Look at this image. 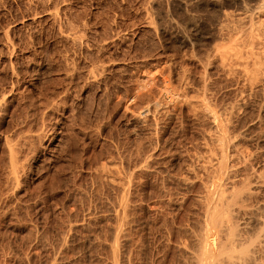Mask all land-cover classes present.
Masks as SVG:
<instances>
[{"label":"rangeland","instance_id":"rangeland-1","mask_svg":"<svg viewBox=\"0 0 264 264\" xmlns=\"http://www.w3.org/2000/svg\"><path fill=\"white\" fill-rule=\"evenodd\" d=\"M243 1L0 0V264H186L200 181L179 179L208 155L204 106L237 107L244 145L264 152V75L232 50L239 12L256 0ZM169 80L177 98L162 95ZM240 98L249 108L233 106ZM8 137L21 147L17 182Z\"/></svg>","mask_w":264,"mask_h":264},{"label":"bare ground","instance_id":"bare-ground-1","mask_svg":"<svg viewBox=\"0 0 264 264\" xmlns=\"http://www.w3.org/2000/svg\"><path fill=\"white\" fill-rule=\"evenodd\" d=\"M142 1V0H141ZM186 1V0H185ZM216 2V1H215ZM242 2L244 3L245 1L242 0ZM253 2V5L251 4L252 7H248V11L244 10V8H242V10L244 11L243 13L239 12V16L237 17L236 20V24L235 28L233 27V29L239 34L237 38L233 37L236 41L232 47V50H234L233 52H235V56H237V59H243L244 57V61L245 58L246 60H250L251 58V63L249 62L250 65H248V63L242 61H240V63L242 64L241 66L246 69H248V73H249V67L246 66H250L255 67L254 70L253 68L252 71H254L256 73L255 76H257V71L263 73L264 75V70H262V66H264V0H256L255 2ZM141 3V2H140ZM187 3V2H186ZM212 3V2H211ZM210 3V5H211ZM242 3V4H243ZM249 3H251V1H249ZM255 3V4H254ZM213 4V3H212ZM248 5V2L246 3ZM245 4V5H246ZM250 5V4H249ZM214 6V5H213ZM242 7V6H241ZM215 8V7H214ZM247 9V8H246ZM53 10V9H52ZM154 11V10H152ZM52 14V13H51ZM152 14V13H151ZM229 14V13H228ZM226 14V18H229L230 15ZM54 17L58 14H52ZM148 15V14H147ZM151 16V15H150ZM155 16V15H154ZM149 17V16H148ZM236 19V17H234ZM233 18V19H234ZM57 19V18H56ZM234 19V20H235ZM151 20V18H150ZM233 20V22H235ZM57 21V20H56ZM155 22V21H154ZM227 21H225L226 23ZM223 25H226V24ZM151 24V23H149ZM153 24V22H152ZM229 25V24H228ZM221 26V25H220ZM230 26V25H229ZM74 27V25H73ZM158 27V26H157ZM231 27V26H230ZM229 27V28H230ZM222 28V27H221ZM220 28V29H221ZM224 28V27H223ZM226 28H228V26H226ZM225 28V29H226ZM232 28V27H231ZM223 29V30H225ZM69 30V29H68ZM74 30V29H73ZM158 30V28H157ZM230 30V29H229ZM232 30V31H234ZM7 31V30H5ZM9 31V30H8ZM160 31V30H159ZM158 31V32H159ZM164 31V30H163ZM228 31V30H227ZM231 31V32H232ZM234 31V32H235ZM71 32V31H70ZM79 32V31H78ZM233 32V33H234ZM61 33V32H60ZM69 33V32H68ZM157 33V32H156ZM166 33V32H165ZM230 33V32H228ZM8 34V33H7ZM81 34V33H80ZM235 35V33L233 34ZM235 35V36H236ZM8 36V35H7ZM69 36V35H68ZM74 36V35H73ZM77 36V35H76ZM82 37V36H81ZM68 38V37H67ZM73 38V37H72ZM78 38V37H77ZM160 38V37H159ZM176 39V38H175ZM78 40V39H77ZM161 40V39H160ZM79 42V41H78ZM153 42V41H152ZM162 42V41H161ZM234 42V41H233ZM75 43V42H74ZM83 43V42H82ZM155 44V43H154ZM140 45V44H139ZM154 46V45H153ZM222 46V45H221ZM231 46V45H230ZM152 48V47H151ZM220 48V47H219ZM138 49V48H137ZM150 50V48H149ZM220 50V49H219ZM222 50V49H221ZM217 51V50H216ZM219 52V51H218ZM229 52V51H228ZM231 52V49H230ZM210 54V53H208ZM229 54V53H228ZM226 54L224 51L223 53H218V56L216 55L217 58H221L222 60H224V58L226 57ZM237 54V55H236ZM238 54L241 55L238 57ZM245 54V55H244ZM247 54V55H246ZM90 55V54H89ZM214 55V53L212 54V56ZM244 55V56H243ZM209 56V55H207ZM246 56V57H245ZM250 56V58L248 57ZM139 57V56H138ZM248 57V58H247ZM146 58V56H145ZM227 58V57H226ZM225 58V59H226ZM230 58V57H229ZM234 58V57H233ZM206 59V58H205ZM220 59V61H222ZM211 61H214L212 59H210ZM217 60V59H216ZM219 60V59H218ZM227 60V59H226ZM231 60H232V55H231ZM208 61L207 60V65H208ZM253 61V62H252ZM230 62V60H229ZM232 62V61H231ZM230 62V63H231ZM238 62V61H237ZM244 66H243V63ZM206 63V62H204ZM212 63V62H211ZM210 63V64H211ZM218 62H216L217 64ZM221 64V62H219ZM226 63V62H224ZM222 61L223 66H225ZM229 63V64H230ZM240 63H238L240 65ZM254 63V64H253ZM71 64V63H70ZM214 64V63H212ZM221 64V65H222ZM204 65V64H203ZM219 65V64H218ZM206 66V65H204ZM215 66V65H214ZM220 66V65H219ZM238 66V65H235ZM207 67V66H206ZM205 67V68H206ZM209 67V65H208ZM226 67V66H225ZM227 67H231L227 66ZM262 67V68H261ZM77 68V67H76ZM218 68V67H217ZM216 68V69H217ZM238 68V67H237ZM223 69V68H222ZM229 69V68H228ZM231 69V68H230ZM245 69V72H246ZM90 70V69H89ZM241 70V69H240ZM239 70V71H240ZM204 71V70H203ZM229 71V70H228ZM235 71V70H234ZM234 71H232L234 73ZM75 72V71H74ZM251 72V71H250ZM76 73V72H75ZM78 73V72H77ZM92 73V72H91ZM206 70L204 72L205 76ZM223 73V72H222ZM231 72H229L230 74ZM239 73V72H238ZM246 73V74H248ZM262 73H260L259 75H261ZM219 74V73H218ZM226 74V73H224ZM245 74V75H246ZM253 74V73H252ZM92 75V74H90ZM207 75V73H206ZM73 76V77H72ZM71 76V81L73 80H77L75 79L74 75ZM209 76V75H208ZM208 76H206V78H208ZM211 76V75H210ZM226 76V75H225ZM229 76V75H228ZM232 76V75H231ZM237 76V75H236ZM251 77V81L253 78V75H249ZM92 77V76H91ZM185 77V76H184ZM187 77V76H186ZM202 77V76H201ZM200 77V78H201ZM216 77V76H215ZM243 77V75H242ZM249 77V79H250ZM263 77V76H262ZM261 78V76H260ZM264 78V77H263ZM183 79V78H182ZM185 80H183V86L186 84L188 85L189 83H185L186 81L188 82L189 79L188 78H184ZM202 79V78H201ZM210 79V77H209ZM231 79V78H230ZM245 79V78H243ZM248 79V80H249ZM259 79V77L257 78ZM247 80V79H246ZM170 81V80H169ZM167 81L168 83H166L165 88L163 87V96L164 98H171L172 96L175 97L176 94V85L173 83V81ZM209 81V80H208ZM242 81V80H241ZM245 81V80H244ZM250 81V80H249ZM256 80H253V82ZM260 81V80H259ZM258 81V82H259ZM85 82V81H84ZM206 82V81H205ZM240 82V81H239ZM246 82V81H245ZM257 82V81H256ZM255 82V83H256ZM262 82V81H261ZM88 83V82H86ZM137 83V82H136ZM139 83V82H138ZM191 83H193L191 81ZM201 83V82H200ZM207 83V82H206ZM235 83V82H234ZM75 84V83H74ZM233 84V83H232ZM245 84V83H244ZM251 84H253L251 82ZM258 84V83H257ZM140 85V83H139ZM185 85V86H186ZM203 85V84H202ZM222 85V84H221ZM226 85V84H225ZM228 85V84H227ZM142 86V85H141ZM205 86V85H204ZM209 86V85H208ZM211 86V85H210ZM262 86V85H261ZM76 87V85H75ZM84 87V86H83ZM181 87V86H180ZM207 87V84H206ZM226 87V86H225ZM245 87V86H244ZM69 88V87H68ZM179 88V87H178ZM189 88V87H188ZM201 88V87H200ZM205 88V87H204ZM254 84L252 85V87H250V92H254L255 89ZM261 88V87H260ZM264 88V87H263ZM176 89V90H175ZM187 89V88H186ZM191 89V88H190ZM196 89V88H195ZM208 89V87L206 88ZM205 89V90H206ZM216 89V88H215ZM221 89V88H220ZM231 89V88H230ZM262 89V88H261ZM69 90V89H68ZM142 90V88H141ZM161 90V89H160ZM175 90V91H174ZM183 90V89H182ZM185 90V89H184ZM194 90V89H193ZM204 90V89H203ZM209 90V89H208ZM207 90V91H208ZM218 90V89H217ZM240 90V89H239ZM264 90V89H263ZM202 91V90H200ZM67 92V90L65 91ZM138 92V90H137ZM181 92V90H179V93ZM186 92V90L184 91ZM205 92V91H204ZM203 92V93H204ZM213 92V91H212ZM237 92H239L237 90ZM241 92V90H240ZM243 92V91H242ZM241 92V93H242ZM247 92V91H245ZM145 93V92H144ZM199 93V91H198ZM241 93H238L239 95ZM45 94V92H44ZM66 94V93H65ZM104 94V93H103ZM178 94V93H177ZM176 94V95H177ZM182 94V93H181ZM178 94V95H181ZM186 94V93H185ZM200 94V93H199ZM237 94V93H236ZM235 94V95H236ZM68 95V94H67ZM67 95L64 96V99H61L63 102V106L62 109L64 107V105L67 104ZM79 95V94H78ZM138 95V94H137ZM136 95V96H137ZM191 95V94H190ZM238 95V96H239ZM244 96H246L244 93L241 94ZM140 96V95H139ZM183 96V95H182ZM185 96V95H184ZM187 96V95H186ZM192 96V95H191ZM198 96V95H197ZM213 96V94H212ZM231 96V95H230ZM237 96V95H236ZM105 97V96H104ZM161 97V96H160ZM179 97V96H178ZM201 97V96H200ZM210 98H212L211 96H209ZM217 97V96H216ZM242 97V96H241ZM51 98V97H50ZM53 98V97H52ZM136 98V97H135ZM139 98V97H138ZM150 98V97H149ZM162 98V97H161ZM177 98V97H175ZM181 98V97H180ZM195 98V97H194ZM199 99V97H197ZM203 98V97H202ZM208 98V97H207ZM223 98V97H222ZM229 98V97H228ZM239 98V97H238ZM154 99V97H153ZM188 99V98H187ZM190 99V98H189ZM241 99L240 98V102H236L234 101V104L240 103L241 105ZM247 99V97H246ZM245 98L243 99L244 102H246ZM44 100V99H43ZM149 100V99H148ZM157 100V99H156ZM172 100V99H170ZM201 100V99H200ZM203 100V99H202ZM206 100V97H205ZM208 100V99H207ZM213 100V99H212ZM229 100V99H227ZM232 100V99H231ZM33 101V100H32ZM50 101V100H49ZM48 101V102H49ZM54 100L52 99V102ZM179 101V100H178ZM189 101V100H188ZM187 101V102H188ZM199 101V100H197ZM220 100H218L219 102ZM38 102V101H37ZM152 102V101H151ZM206 101H203V103ZM228 102V101H227ZM250 102V101H249ZM50 103V102H49ZM56 103V100H55ZM135 103V102H134ZM208 103L211 104V102L208 101ZM215 103V102H214ZM53 104V103H52ZM151 103H149L145 109L140 113L141 115L144 114L145 112L147 113L151 107H158L159 105H161L160 101L155 102L153 105H150ZM197 104V103H196ZM216 104V103H215ZM222 104V103H221ZM225 104V103H224ZM231 104V105H232ZM54 105V104H53ZM57 105V104H56ZM143 105V104H142ZM146 105V104H145ZM194 105V103H193ZM205 105V104H204ZM218 105V104H217ZM220 105V103H219ZM230 106V108L232 109V106ZM242 105H244V107L248 106L245 103ZM40 106V105H39ZM45 106V105H44ZM47 106V105H46ZM49 106L51 107V103L49 104ZM48 106V107H49ZM55 106V105H54ZM61 107V105H59ZM58 106V107H59ZM138 106V105H137ZM140 106V105H139ZM196 106V105H195ZM199 106V105H198ZM207 106H204L205 111H203L202 109V114L204 115L205 118H207V121L210 123V127H208V131L206 133L205 138L206 139V146H205V151L206 153H208V155L205 156V158H201L200 161L197 159L198 163L196 164L195 167H193L195 165L190 168L188 173L186 171V173L188 175L186 176H182L179 180L181 185H183V187H192L195 183L196 180H199V193L196 195L195 194V200L196 202H198V204L196 203V205H199L198 207L200 208V217L198 218V222H197V229L198 231L193 232L194 234L191 233V241H192V248L189 247L187 245V248L189 247V249L187 248H180L182 253L184 255L187 256V261L186 264H264V152H260V153H256L255 151L248 150L249 148L246 147L245 145H247L246 142L244 143V138H245V134L242 135L243 133H240L238 130V126L236 123H238V120H234L235 118V112H234V108L237 107H233V109L230 112H226V110H217L214 111L212 109H210ZM237 106V105H236ZM47 107V108H48ZM56 107V106H55ZM74 107V106H73ZM200 107V106H199ZM219 107V106H218ZM242 107V106H241ZM245 107V108H246ZM253 107V106H252ZM44 108V107H43ZM192 108V107H191ZM194 108V107H193ZM198 108V107H197ZM196 108V109H197ZM203 108V106L201 107ZM222 108V107H221ZM225 108H229L228 106ZM229 108V109H230ZM240 108L239 104H238V109ZM243 108V107H242ZM249 108V107H247ZM261 108V107H260ZM87 109V108H86ZM158 109V108H157ZM215 109V108H214ZM217 109V107H216ZM215 109V110H216ZM223 109V108H222ZM141 110V109H140ZM152 110V109H151ZM241 110V109H240ZM199 111V109H198ZM236 111V109H235ZM253 111V110H252ZM238 112V111H237ZM245 112V111H244ZM247 112V111H246ZM245 112V113H246ZM257 112V111H256ZM46 113V112H45ZM145 113V115H146ZM196 113V112H195ZM47 114V113H46ZM140 114L138 115L139 118ZM201 114V115H202ZM237 114V113H236ZM243 114V113H242ZM238 115V114H237ZM249 115V114H248ZM251 115V114H250ZM260 115V114H259ZM44 116V115H42ZM254 116V115H253ZM144 117V116H143ZM196 117V116H195ZM199 117V116H198ZM202 116V118H204ZM238 117V116H237ZM250 117V116H249ZM47 118V117H46ZM137 118V117H136ZM138 118V119H139ZM147 118V117H146ZM197 118V117H196ZM143 119V118H142ZM201 119V118H200ZM236 119V118H235ZM248 119V117H247ZM258 119V118H257ZM40 120V119H39ZM45 120V119H44ZM204 120V119H203ZM234 121H236L234 123ZM248 121V120H247ZM252 122V121H251ZM40 123V121H39ZM45 123V122H44ZM240 123V122H239ZM264 123V122H263ZM42 126V123H40ZM201 124V123H200ZM206 124V123H205ZM23 125V124H22ZM207 124V126H209ZM240 125V124H239ZM206 126V125H205ZM248 126V125H247ZM19 127V126H18ZM21 127V126H20ZM242 128V126H240ZM244 127V126H243ZM41 128V127H38ZM44 129V125L42 127ZM207 128V127H206ZM204 129V128H202ZM245 129V128H244ZM247 129V128H246ZM27 130V129H26ZM23 131V130H22ZM210 131V132H209ZM242 131V130H241ZM252 131H254L252 129ZM201 132V130H200ZM260 133V132H259ZM34 134V133H33ZM37 134V133H36ZM35 134V135H36ZM40 135H42L41 133H39ZM38 134V135H39ZM253 134V133H252ZM23 135V134H21ZM248 135V134H247ZM262 135V134H261ZM260 135V136H261ZM6 136V135H5ZM19 136V135H18ZM33 136V137H32ZM31 136V141H33V138L37 139V137H34V135ZM249 136V135H248ZM247 136V137H248ZM29 137V136H28ZM27 137V138H28ZM9 138V137H8ZM7 139V143L9 144V152L11 157H9L10 159V169H9V173L6 178L11 179L12 181H14L15 178L16 182L18 179H20L18 177V174L21 172L20 170H25L23 169V163L19 160L20 159V154L21 152H19V158L16 154V151L21 147H16L18 148L16 150L15 148V141L12 142V139L15 138H11L12 139ZM39 138V136H38ZM43 135L41 138L42 139ZM53 138V137H52ZM18 139V138H17ZM51 139V138H50ZM252 139V138H251ZM249 137V140H251ZM248 140V139H246ZM19 139L16 141V145L18 144ZM35 141V140H34ZM33 141V142H34ZM38 141V140H36ZM35 141V143H37ZM43 141V140H42ZM200 141V140H199ZM204 141V140H203ZM252 141V140H251ZM21 142V141H20ZM31 142V143H33ZM39 142V141H38ZM13 143V144H12ZM23 143V142H22ZM41 143V142H40ZM24 144V143H23ZM26 144V142H25ZM245 144V145H244ZM31 145V144H30ZM29 145V146H30ZM35 145V144H34ZM8 146V145H7ZM20 146V145H19ZM26 146V145H25ZM32 146V145H31ZM245 146V147H244ZM34 147V146H33ZM33 147H31L32 151L35 150L37 148L34 149ZM28 148V147H27ZM247 148V149H246ZM259 148V147H257ZM8 149V148H7ZM40 149V148H39ZM19 150V151H20ZM30 150V149H29ZM258 150V149H257ZM263 150V149H262ZM37 151V150H36ZM33 151V152H36ZM197 151V150H196ZM204 151V152H205ZM18 152V151H17ZM23 152V151H22ZM24 153V152H23ZM196 153V152H195ZM198 153V152H197ZM39 154V153H38ZM41 154V153H40ZM202 154V153H201ZM200 155V154H199ZM41 156V155H40ZM204 156V154L202 155ZM27 157V156H26ZM195 157V156H194ZM196 160V159H194ZM23 164H21L20 162ZM149 160H146L143 165H142V170L148 171L149 165L148 164ZM141 164V163H139ZM193 164V163H192ZM21 165L23 167H21ZM189 165V164H188ZM138 167V166H136ZM22 168V169H21ZM127 169V168H126ZM149 172V171H148ZM145 173V172H142ZM145 173V174H146ZM150 173V172H149ZM180 173V172H179ZM131 174V173H130ZM148 175V173L146 174ZM18 178V179H17ZM11 181V182H12ZM127 181V180H126ZM10 182V181H9ZM113 183V182H112ZM129 183V182H128ZM179 183V184H180ZM18 184V183H17ZM20 184V183H19ZM16 185V184H15ZM180 186V185H179ZM197 186V185H196ZM197 186V187H198ZM181 187V186H180ZM195 187V186H194ZM122 188V187H121ZM185 189V188H184ZM198 189V188H197ZM190 190V189H188ZM187 191V189H186ZM189 192V191H188ZM124 193V192H123ZM1 194V193H0ZM119 194V193H118ZM187 194V193H186ZM121 195V194H120ZM184 195V194H183ZM192 195V194H191ZM7 197V196H6ZM124 196H122V199L119 201V210H122V216L123 213L125 214L126 212V202H124ZM184 197V196H183ZM178 198V197H177ZM189 198V197H188ZM168 199V198H167ZM183 199V198H182ZM191 199V198H190ZM193 199V198H192ZM117 200V199H116ZM194 200V199H193ZM128 204V203H127ZM178 204V203H177ZM129 207V206H128ZM198 210V209H197ZM120 212V211H119ZM198 214V213H197ZM196 214V215H197ZM119 214H115V218ZM84 216V215H83ZM114 216V215H113ZM126 216V214H125ZM199 215H197L198 217ZM120 217V216H118ZM113 218V217H112ZM122 219V218H121ZM191 220V219H190ZM83 222V221H82ZM112 226V225H111ZM120 226V225H119ZM186 226V225H185ZM121 227V226H120ZM120 227H117L118 229H116V227L114 228V241L118 239V233L121 234V231L123 230L122 228L120 229ZM187 228V227H186ZM34 229V228H33ZM87 229V228H86ZM193 230V229H192ZM195 231V230H194ZM124 232V231H123ZM168 232V231H167ZM187 232V231H186ZM189 232V231H188ZM187 232V233H188ZM113 234V233H112ZM48 235V234H47ZM190 235V234H189ZM113 237V236H112ZM112 239V238H111ZM110 241V240H109ZM115 241V243H116ZM188 243V241H187ZM117 244V243H116ZM116 244L114 247H116ZM121 244V243H119ZM118 244V246H119ZM181 244V243H180ZM112 245V244H110ZM114 245V243H113ZM185 246V245H184ZM54 247V246H53ZM179 247V246H177ZM117 248V247H116ZM30 249V248H29ZM113 249V247H112ZM116 250L113 249L112 250V254H115ZM129 256V255H128ZM183 256V255H182ZM185 256V259H186ZM107 257V256H106ZM28 258V257H27ZM114 261V260H113ZM86 264V263H85Z\"/></svg>","mask_w":264,"mask_h":264}]
</instances>
